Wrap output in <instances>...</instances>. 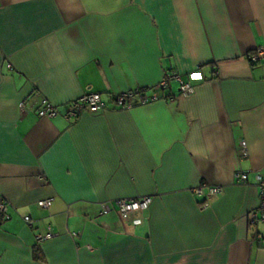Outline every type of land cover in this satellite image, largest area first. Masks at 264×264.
<instances>
[{
    "label": "crops",
    "instance_id": "crops-1",
    "mask_svg": "<svg viewBox=\"0 0 264 264\" xmlns=\"http://www.w3.org/2000/svg\"><path fill=\"white\" fill-rule=\"evenodd\" d=\"M258 48L264 0H0V264H264V223L248 224L264 176ZM171 72L190 96L171 82L130 109L36 114L42 100L62 112L91 93L150 95ZM141 197V222L122 220L114 203Z\"/></svg>",
    "mask_w": 264,
    "mask_h": 264
},
{
    "label": "built area",
    "instance_id": "built-area-1",
    "mask_svg": "<svg viewBox=\"0 0 264 264\" xmlns=\"http://www.w3.org/2000/svg\"><path fill=\"white\" fill-rule=\"evenodd\" d=\"M247 60L250 65L255 66L264 62V48H258L247 56ZM175 82L178 85L179 93L183 97H188L193 93V87L191 84L183 81L181 77L174 72H171L165 76V78L152 89L150 95H146L144 89H137L133 92L124 93L117 96H112L109 101L103 100L102 96L97 93H91L83 95L79 99L68 104L62 112L59 108L50 104L49 102L42 100L39 103L36 114L39 118L53 119L59 115L65 121H74L79 115L85 111L89 113H100L107 108L108 104H112L116 108L130 109L135 105H145L155 102L159 97L167 98L164 96V92L170 87V83ZM163 93V94H162ZM162 94V96H161ZM239 160H245L248 157L247 146L244 141H241L238 146ZM234 181L238 185H246L248 183V175L244 172H236L234 174ZM256 186L258 188L259 205L258 209L251 211L248 214V224L250 228H256L259 224L264 223V176H255ZM220 193V189L217 187H208L201 185L193 189V194L198 197H213ZM151 203L150 197H141L133 200H119L114 203V207L118 216L122 220H129L135 217L134 224H139L141 220L136 215L145 212ZM51 206V200H43L37 203V207L42 210H49ZM99 215L106 216L110 213V206L107 203H100L98 205ZM0 216L3 219L8 217V205L4 201H0ZM24 223L27 226H32V219L28 216L23 218ZM54 236L51 225L47 224L45 229L41 233H37L34 236V241L37 245L44 241L52 239ZM76 235L73 234V237ZM256 239H260L256 234Z\"/></svg>",
    "mask_w": 264,
    "mask_h": 264
},
{
    "label": "trees",
    "instance_id": "trees-1",
    "mask_svg": "<svg viewBox=\"0 0 264 264\" xmlns=\"http://www.w3.org/2000/svg\"><path fill=\"white\" fill-rule=\"evenodd\" d=\"M4 219L0 216V221H3Z\"/></svg>",
    "mask_w": 264,
    "mask_h": 264
}]
</instances>
